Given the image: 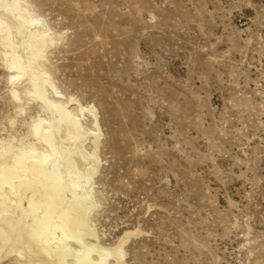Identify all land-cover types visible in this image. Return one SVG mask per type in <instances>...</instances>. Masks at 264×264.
Returning <instances> with one entry per match:
<instances>
[{
	"label": "rangeland",
	"instance_id": "1",
	"mask_svg": "<svg viewBox=\"0 0 264 264\" xmlns=\"http://www.w3.org/2000/svg\"><path fill=\"white\" fill-rule=\"evenodd\" d=\"M29 2L63 33L57 83L99 112L102 244L137 233L125 264H264V0ZM9 75L0 53L5 140L34 115Z\"/></svg>",
	"mask_w": 264,
	"mask_h": 264
},
{
	"label": "bare ground",
	"instance_id": "2",
	"mask_svg": "<svg viewBox=\"0 0 264 264\" xmlns=\"http://www.w3.org/2000/svg\"><path fill=\"white\" fill-rule=\"evenodd\" d=\"M62 40L29 0H0V53L16 114L34 110L24 136L0 138V264H125L137 233L113 247L101 242L104 134L96 106L57 83L50 55Z\"/></svg>",
	"mask_w": 264,
	"mask_h": 264
}]
</instances>
